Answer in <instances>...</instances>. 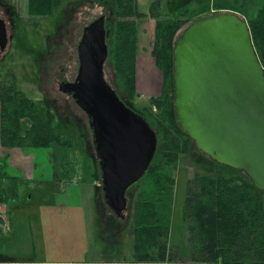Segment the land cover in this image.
Returning a JSON list of instances; mask_svg holds the SVG:
<instances>
[{"label": "trees", "instance_id": "1", "mask_svg": "<svg viewBox=\"0 0 264 264\" xmlns=\"http://www.w3.org/2000/svg\"><path fill=\"white\" fill-rule=\"evenodd\" d=\"M78 1L27 0L25 15L31 19H47L64 3ZM86 1L105 8L103 13L107 16L111 14L109 23L105 24L109 32L106 64L114 78L111 88L157 134V149L150 166L126 191L131 203L126 224L132 239L130 257L121 258L117 254L114 256L117 261L89 264H264L262 195L243 172L210 160L181 131L173 105L172 79V51L177 38L193 21L220 12L236 13L247 22L253 47L264 69V0H207L197 5L196 11L175 5V0H154L147 15L139 11L138 0ZM81 2L83 5L85 0ZM146 16L154 21L150 56L161 74V86L159 93L148 99V105L139 108L135 103L140 96L136 84L138 34ZM47 113L18 90L14 82L0 81L3 147L53 149L57 145H70L54 130ZM88 155L97 181L98 165L92 148ZM191 157L196 163L186 187L182 238L180 245L173 248L169 233L174 170L181 160ZM18 198L16 179L0 177V205L9 206ZM103 206L101 188L97 186L94 188L96 216H102Z\"/></svg>", "mask_w": 264, "mask_h": 264}, {"label": "water", "instance_id": "2", "mask_svg": "<svg viewBox=\"0 0 264 264\" xmlns=\"http://www.w3.org/2000/svg\"><path fill=\"white\" fill-rule=\"evenodd\" d=\"M109 16L83 28L76 77L62 91L88 118L99 168L96 184L107 207L120 216L127 189L154 158L157 134L105 81ZM172 57L181 131L210 160L243 172L264 200V69L247 22L232 12L199 18L177 38Z\"/></svg>", "mask_w": 264, "mask_h": 264}, {"label": "rangeland", "instance_id": "3", "mask_svg": "<svg viewBox=\"0 0 264 264\" xmlns=\"http://www.w3.org/2000/svg\"><path fill=\"white\" fill-rule=\"evenodd\" d=\"M0 1L9 8L6 13L8 18L15 21L11 46L0 55V81L14 82L18 90L44 112L49 113L51 117L48 113L47 117L54 130L70 144L53 148L56 174L61 180L77 182L76 185L81 188L79 200L77 198L78 201L74 203L76 205L66 204L63 207L56 205L52 188L32 180L20 184V188L31 195V198L20 200L13 209L8 210V206L4 205L5 216L9 218V230L14 226L17 231L13 237L0 235V254L23 258L18 255L19 249L15 248L16 244H19L24 250L28 248V256H35L36 261L105 262L117 261L114 260L117 254H120L121 258L130 257L132 239L126 224L120 225V230L113 233L110 242L99 238V232L104 237L105 231L101 226L102 219H98L94 210V166L88 155L92 148L91 132L86 116L70 96L59 91L57 82L58 79L64 82L75 80L78 69L76 49L82 30L102 14L103 8L86 0L81 5L83 2L80 0L79 3H64L47 19L30 20L25 15L27 0ZM152 1L154 0H138L139 11L147 15ZM193 1L175 0V5L196 11L197 5H203L207 0H197V3ZM4 14L0 9V15ZM153 22L146 16L139 26L140 57L136 72L140 78H136V84L140 96L135 101L139 108L148 105V99L159 93L161 74L155 66L156 70L153 68L150 56ZM142 29L144 32H141ZM147 73L152 75L153 81L145 80L144 87L141 79L146 77ZM104 77L110 86H114L113 74L107 64L104 66ZM195 163L192 157L184 158L174 170L175 184L169 233V244L173 248L181 243L186 187ZM66 196L64 193H58L57 200L61 202L71 199ZM23 256L27 255L24 253Z\"/></svg>", "mask_w": 264, "mask_h": 264}, {"label": "crops", "instance_id": "4", "mask_svg": "<svg viewBox=\"0 0 264 264\" xmlns=\"http://www.w3.org/2000/svg\"><path fill=\"white\" fill-rule=\"evenodd\" d=\"M141 32H144L142 29ZM140 41V40H139ZM139 51V49H138ZM139 53L137 55V65L139 63ZM151 63H153V60L151 59ZM154 68V64H153ZM155 69V68H154ZM156 70V69H155ZM138 71V66H137ZM147 72V71H146ZM138 72L136 77L140 78L138 76ZM142 76V74H141ZM160 78V84L159 89L161 86V76ZM144 79V80H143ZM141 79L142 86L146 87L144 84L145 80H152L153 77L150 73H147L146 77H143ZM150 86V85H148ZM158 93V92H157ZM55 159V153L53 149H10L3 147L0 142V177L1 178H13L16 179L18 183V191H19V198L16 202H12L8 206V210L11 208H15L17 206V203L27 199L31 198V195L27 194L23 188H20V184L28 183V181H36L37 183H41L42 185H46L53 190L54 199L56 202V205L60 206H66V204H72L74 205L75 201L78 198V195L80 197V186L76 185L77 182L67 181V180H61L57 176L55 177V166H54V160ZM23 187V186H22ZM51 190V192H52ZM58 193H64L66 194V198H71L68 201H58ZM30 197V198H29ZM79 200V198H78ZM77 200V201H78ZM76 201V202H77ZM58 202V204H57ZM76 205V204H75ZM74 205V206H75ZM8 215V213H7ZM9 221V218H7V222ZM1 237L5 236H14L16 234L17 229L14 228V226L9 230V223L8 228L5 230H0ZM17 240V238H16ZM22 247L19 244H16L15 248H18L19 256L23 258L16 257L15 255H9V254H0V264H56V263H62V262H49L45 260H38L36 261L35 256L29 257L30 250L20 248ZM25 255L27 256H23ZM64 262V261H63ZM102 261H81L76 263H101Z\"/></svg>", "mask_w": 264, "mask_h": 264}, {"label": "flooded vegetation", "instance_id": "5", "mask_svg": "<svg viewBox=\"0 0 264 264\" xmlns=\"http://www.w3.org/2000/svg\"><path fill=\"white\" fill-rule=\"evenodd\" d=\"M89 2V1H88ZM87 2V3H88ZM91 3V2H90ZM98 6V5H97ZM102 8V7H101ZM0 9L1 11H3L5 14L3 16L0 15V26L2 28H0V55L3 53V52H6L9 50V47L11 46V42L13 40V27H14V23L15 21L13 22L12 19H9L8 16L6 15V13L9 11V8H7V6L2 3L0 1ZM105 8H103V11H104ZM102 11V14L100 16H107L106 14H104ZM98 16V17H100ZM110 17H111V14L109 16V19L106 20L105 24L106 23H109L110 21ZM31 20V18H29ZM33 20V19H32ZM15 29V27H14ZM76 52H77V49H76ZM5 57V55L3 56ZM57 79V78H55ZM58 82V89L59 91L64 94V95H68L71 97L70 94L68 93H64L62 90L64 89L65 87V84L67 83H72V82H64V81H61L60 79L57 80ZM72 99V98H71ZM73 100V99H72ZM83 113V112H82ZM84 114V113H83ZM85 115V114H84ZM86 116V115H85ZM87 118V117H86ZM88 129L89 126H88ZM90 132H91V139H92V131L90 129ZM92 149H93V145H92ZM94 151V149H93ZM93 163V161H92ZM98 165V163H97ZM98 174H99V168H98ZM92 177H93V173H92ZM94 179V178H93ZM99 181V176H98V179L97 181L96 180H93V183H95L93 185V191H94V188L95 187H100L99 185H97L96 183ZM101 188V187H100ZM128 190V189H127ZM102 192V191H101ZM100 197H101V194H100ZM125 198H126V201H127V208H126V211L123 212L120 216H117L115 215L108 207L107 205L105 204L104 202V199H103V194H102V200L104 202V205L102 207V216L100 217L98 215V219L101 221L102 219V222H101V226H103V230L105 231L104 232V237L101 236V232H99V238L104 241V240H107L108 242L111 241V238H112V235L115 231H118L120 230V225L121 224H127V221H128V218L130 216V211H131V203H130V199H129V193H125ZM107 214L111 215V216H106ZM107 217L109 219H107ZM111 219V220H110Z\"/></svg>", "mask_w": 264, "mask_h": 264}, {"label": "built area", "instance_id": "6", "mask_svg": "<svg viewBox=\"0 0 264 264\" xmlns=\"http://www.w3.org/2000/svg\"><path fill=\"white\" fill-rule=\"evenodd\" d=\"M6 207L4 205H0V229L5 230L8 228V222L6 218Z\"/></svg>", "mask_w": 264, "mask_h": 264}]
</instances>
